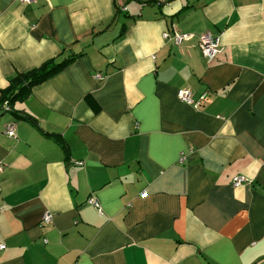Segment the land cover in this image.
<instances>
[{
  "label": "crops",
  "instance_id": "1",
  "mask_svg": "<svg viewBox=\"0 0 264 264\" xmlns=\"http://www.w3.org/2000/svg\"><path fill=\"white\" fill-rule=\"evenodd\" d=\"M68 58L0 107V264H264V0H0V92Z\"/></svg>",
  "mask_w": 264,
  "mask_h": 264
},
{
  "label": "built area",
  "instance_id": "2",
  "mask_svg": "<svg viewBox=\"0 0 264 264\" xmlns=\"http://www.w3.org/2000/svg\"><path fill=\"white\" fill-rule=\"evenodd\" d=\"M26 2L35 1V0H22ZM164 36H168L167 33H164ZM193 37V34L191 33H178L174 32L172 35L173 42L175 44H180L183 41L189 40ZM198 45L201 51L202 56L206 60V62H211L216 58V56L223 50V47L221 46L219 42L218 36L212 34L210 31H205L198 35ZM95 76H100L98 73L95 74ZM177 96L180 100L183 102H186L188 104H191L194 107H197L200 103V100H194L191 96V92L186 88H179L177 90ZM204 94L201 95L199 98H203ZM5 133L9 136L14 135V128L12 125H9ZM186 153L181 152L179 156V161L182 162L186 158ZM78 164L80 162H77ZM2 170V165L0 163V171ZM247 181L245 177H243L240 174H237L233 176L232 178V185L238 186L241 183ZM87 203L95 207L96 209L100 210V204L98 200L94 196H90L87 198ZM52 219V214L49 212H44V214L41 217V223H49ZM6 248V244L2 241H0V251L4 250Z\"/></svg>",
  "mask_w": 264,
  "mask_h": 264
},
{
  "label": "trees",
  "instance_id": "3",
  "mask_svg": "<svg viewBox=\"0 0 264 264\" xmlns=\"http://www.w3.org/2000/svg\"><path fill=\"white\" fill-rule=\"evenodd\" d=\"M69 60L70 58L62 61L49 59L27 71L16 72L8 79V85L0 92V107L5 108L6 104L11 107L15 101L24 99L29 94L32 86L58 72ZM18 117L35 123L33 118L26 114H20Z\"/></svg>",
  "mask_w": 264,
  "mask_h": 264
}]
</instances>
